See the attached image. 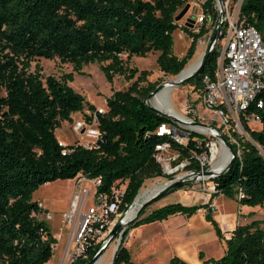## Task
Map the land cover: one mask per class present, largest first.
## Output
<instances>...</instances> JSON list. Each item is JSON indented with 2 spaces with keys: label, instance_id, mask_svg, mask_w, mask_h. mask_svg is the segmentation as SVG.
Wrapping results in <instances>:
<instances>
[{
  "label": "trees",
  "instance_id": "obj_1",
  "mask_svg": "<svg viewBox=\"0 0 264 264\" xmlns=\"http://www.w3.org/2000/svg\"><path fill=\"white\" fill-rule=\"evenodd\" d=\"M192 1H203L204 13L212 11L213 0H0V264H49L52 260L58 238L39 218L46 211L34 201V193L48 183L85 176L101 179L99 192L108 194L114 186L125 184L120 210L124 214L147 181L164 176L155 157L158 146H171L177 156L175 165L188 162L189 170L200 171L197 158L206 152L210 138L191 132L186 143H179L170 133L162 134L163 126L170 131L175 122L145 103L157 87L142 88L149 73L129 65L132 57L159 53L157 64L164 75L177 77L186 68L198 41L209 31L206 24L194 33L176 22ZM242 14L264 37V0H244ZM179 29L192 39L183 58L174 54V33ZM218 58L215 49L202 71L186 83L198 96L204 91V77L214 75ZM39 59H59L77 74L86 66L100 64L109 83L116 77L136 81L128 90L113 93L107 99V111L100 114L70 86L74 73L62 79L46 77L39 65L33 68ZM86 110L97 115L100 137L90 148L62 146L56 131ZM246 114L261 117V130H251L241 116L252 141L238 140L240 155L233 146L234 163L211 180L216 193L210 201L170 204L147 216V208L143 209L121 236L113 264H134L124 243L137 228L178 215L192 218L201 210L213 221L211 204L219 195L235 197L242 207H264V90ZM86 118L92 123V116ZM212 224L227 251L204 264H264V219L237 226L229 238L215 221ZM100 246L73 264H88ZM171 264L190 263L175 257Z\"/></svg>",
  "mask_w": 264,
  "mask_h": 264
},
{
  "label": "rangeland",
  "instance_id": "obj_2",
  "mask_svg": "<svg viewBox=\"0 0 264 264\" xmlns=\"http://www.w3.org/2000/svg\"><path fill=\"white\" fill-rule=\"evenodd\" d=\"M202 5L203 1L190 2V9L187 14L181 21L176 22L180 26H184L188 20H195L202 13ZM182 11L183 10H181L180 13ZM219 17L220 15L218 13H216L213 17L215 19L216 25L219 21ZM193 28L191 29L193 30ZM215 32V30H209L198 41L195 55L189 61L188 65L185 68L186 70L192 65H195V63H197L196 61L200 60V58L208 49ZM191 42L192 39L184 31H182L181 29L176 31L174 33V54L176 56H180L179 58H183L186 55ZM158 56L159 53H156L150 54L146 58L132 57L130 59L129 65L131 67L137 68L140 72L149 73L147 80L140 84L142 88H147L149 86H156L158 88L159 86H163L168 82L178 81V79L182 77L183 74L180 77L164 75V73L160 71L157 64ZM123 59L125 61L128 60L127 56H123ZM36 65H39L42 68V72L46 77L54 76L57 79H62L64 75L74 73V68L72 65L63 64L59 59H55L53 61L39 59L33 63V68H35ZM135 81L136 80L128 82L123 77H116L112 83H109L102 72V65L93 64L84 67L81 71V74L74 73V82L70 83V86L75 90V92L84 96L88 104L94 106L97 110H104L106 112L107 99H109L115 92L128 90ZM168 96L169 105L175 112L174 115L178 116L186 122L191 119H196L197 122L210 125L217 130L219 129V131L223 135H227L226 131L221 130L219 119L203 108L199 101L198 93L194 91L193 86L184 84L180 87H174L170 91ZM152 102L150 103V105L156 107L154 104H152ZM190 109L195 110L196 114L191 113ZM92 115V112L86 110L85 113L73 115L72 123L64 122L62 127L56 131V136L59 142L63 143L66 146L79 144L84 146L89 145L92 147L94 145L93 142L95 139L87 137L84 131L78 132L76 130V125L78 123L85 124L88 126V128L96 129V126L94 124L91 125L87 122L86 117ZM238 124V120H232L231 128L232 130L236 131L235 134H237V140L246 138L247 140L252 141L250 135L245 131L244 127H242V129H240V131L238 132V129H236V125ZM248 126L253 131L261 130V126L258 124L251 123ZM175 127L187 132L190 129L188 125L182 124L180 122H175ZM221 153L222 158L220 160L225 158V152L223 149L221 150ZM174 163L175 162H171L170 164L173 173H168L165 169H163L164 176L147 181L144 187L141 189L139 197L145 191L156 190L165 186L167 183L173 180L180 179L192 174V170H189L186 166H183L185 163H180L177 165H175ZM213 186L214 184L211 182V179L192 182L184 188L173 192L162 198L160 201H157L146 207V214L144 216H147L155 209H159L170 204L181 203L186 206L207 204L211 199V188ZM74 192L75 180H70L48 183L40 187L38 191L34 193V201L44 204L46 209L49 210V213L53 216L52 221L46 220V213L42 214L39 218L45 220L48 223L52 233L56 236V238H58V245L49 264H62L66 256L68 230L64 228L62 216L64 212L69 209V205L73 199ZM211 208L214 210L212 220L216 222L226 238L230 233L228 231L229 229H236L235 227L248 224L253 220L264 219V207H257L254 209L242 207L239 205L235 197H230L227 195L217 196L212 201ZM206 212V210L199 211L198 214L192 217V221L188 220V217L186 218V216L181 215L171 217H182L183 219L175 220L180 223L182 222V220L187 219L186 225H193V228H189L188 233L184 234V238L189 239L191 242H193L194 245H196L197 255H199L200 253L206 254V251L208 249L214 247L211 246V243L208 244L206 241H202L200 240V237H198V235H204L205 237L210 239V229L216 230L215 226L212 224L213 221L208 220ZM118 220L119 219H116V223L118 222ZM156 224L161 225L162 223L145 225L129 233V236L127 237L124 245L126 248H129L130 246L132 247L130 248V252L134 264H170V261L168 262V258L173 253L172 249L165 248V250L160 251V253L156 255L155 259H149L150 253L146 251L148 250L150 252H155L154 249L156 245H160L164 248L171 245V242L174 243V246H177V240L170 239L168 235L162 234L159 238L146 244V250L144 248H141L144 240L150 239L154 235H156V232L158 231L157 228L151 227L152 225ZM113 228L114 227H112L111 230ZM180 228L182 227H179V229ZM111 230L108 232L107 237H105L106 239L108 238ZM160 231L162 232V230ZM223 242L225 241L221 240L220 243H218L219 247L216 244L217 248L214 247L209 250L208 253L210 255L214 254L217 256L216 258L212 259H219L223 256V254L219 255V251L222 250ZM118 243L119 237H115L109 247L106 249L104 256L102 257V264H113V257ZM179 252L183 254L186 259L192 261H187L188 263L198 264L199 261L193 251H189L187 250V248H182L179 249ZM175 256L176 254H173V257ZM208 258L211 257H207V259L205 260H208Z\"/></svg>",
  "mask_w": 264,
  "mask_h": 264
},
{
  "label": "built area",
  "instance_id": "obj_3",
  "mask_svg": "<svg viewBox=\"0 0 264 264\" xmlns=\"http://www.w3.org/2000/svg\"><path fill=\"white\" fill-rule=\"evenodd\" d=\"M243 3L244 0H213L210 7L212 11L209 13L202 11L195 19L194 27H196L193 28L194 33H199L200 26L206 24L208 30L216 31L220 21L223 22L221 38L212 50L217 49L219 52L217 68L213 76L204 77V91L198 97L203 108L219 119L221 130L226 131L225 137L232 146H236L238 155L241 154L240 144L237 136L234 135L236 131L231 128L232 120L239 121L236 125L238 132L243 127L241 122L243 115L248 125L251 123L260 125L262 119L259 115H248L246 112L250 104L256 100L257 95L264 90V37L255 26L247 22L246 16L242 14ZM210 13L213 16L216 13L220 16L223 14L222 19L219 17L217 25ZM258 107L263 108V103L259 102ZM190 110L191 113L196 114L195 110ZM98 112L105 114L104 110H98ZM92 117V123L88 124H94L96 129L78 123L76 130L84 131L87 137L95 139L93 142L95 143L100 137V131L97 127V115L93 114ZM189 121L197 122L196 119ZM200 129L192 127L188 130V135L194 132L210 138L206 152L197 158L199 172L204 173L213 170L214 165L222 158L221 150L226 148L207 131ZM164 132L173 135L179 143L187 142L188 135L181 137L174 129L169 131L163 126L161 133ZM61 145L65 146L63 143ZM155 157L165 170L171 168V162L177 160V156L172 154L171 146L168 144L158 146ZM184 163L183 166L186 167L190 164ZM101 185V179L92 180L85 176L75 179L73 199L69 209L62 216L64 228L68 230L66 256L62 264H73L80 258L86 259L88 251L103 244L108 232L114 227L116 219L122 216L120 210L124 201L125 184L114 186L110 194L100 193ZM211 193V195L216 193L215 185L211 188ZM40 207L43 208L41 204ZM46 220L52 221L53 216L47 213Z\"/></svg>",
  "mask_w": 264,
  "mask_h": 264
},
{
  "label": "water",
  "instance_id": "obj_4",
  "mask_svg": "<svg viewBox=\"0 0 264 264\" xmlns=\"http://www.w3.org/2000/svg\"><path fill=\"white\" fill-rule=\"evenodd\" d=\"M190 9V4H188L184 10L177 16L176 21H181L184 16L187 14V12ZM221 19L223 17V14H221ZM187 27L189 28H193L195 25V21L194 20H188L186 23ZM223 28V22L220 21L218 28L212 38V41L208 47V49L206 50V52L203 54V56L200 58L199 60V64L197 69L190 74L187 77H184L183 79L179 80V81H174V82H168L166 84H164L163 86H159L158 88H156V90L150 94V96L147 98V100L145 101V103L147 105L150 106L151 109H153L154 111H156L158 114H161L163 116H166L168 118H170L171 120H173L174 122H180L182 124L188 125L190 127V129H192V127H197V128H201V129H205L207 130V132L215 139L217 140L223 147H225L231 154V160L229 162V165L227 166V168L222 171L219 174H215L213 170L210 171H206L204 173L202 172H194L189 176L186 177H182L180 179H176L173 180L171 182H169V186H167L164 190H162L158 195H156L155 197H153L150 200L145 201L140 210L138 211L137 215L130 221L125 222V218L128 215V212L130 210V208L135 204L137 198L139 197V194L137 195V197L135 198V201L133 202V204L131 205V207L127 210V212H125L124 214H122V216L120 217V219L118 220V222L115 224L114 228L111 230L108 238L103 242V244L101 245L100 249L98 250L97 254L95 255V257L88 263V264H96L98 261H100L102 259V257L105 254L106 249L109 247V245L111 244L112 240L115 237H119V243L115 249V253H114V257L113 260L116 256V253L121 245V236L124 234L125 230L127 229V227L134 222L140 215L141 211L150 206L151 204L160 201L162 198L166 197L167 195L176 192L182 188H184L185 186L189 185L192 182H196V181H202L201 177L205 176L208 177V179H215L217 177H219L220 175L226 173L230 167L232 166V164L234 163V160L236 158V153L234 151L233 146L228 142V140L226 139L225 135H223L219 130L215 129L214 127L204 124V123H200V122H190V121H182L174 116L168 115L166 113L161 112L160 110H158L157 108H155L154 106L150 105L151 99L158 93H160L167 85H171V86H176V87H180L184 84H186L187 82H189L190 80H192L194 77H196L201 71L202 69L205 67L210 54L212 52V50L214 49L216 42L221 38V31ZM186 71V69H184L177 77H180L184 72ZM174 131L176 132L177 135L181 136V137H185L186 135H188V132L185 130H181L178 129L176 127L173 128ZM189 129V130H190ZM211 132V133H210Z\"/></svg>",
  "mask_w": 264,
  "mask_h": 264
},
{
  "label": "crops",
  "instance_id": "obj_5",
  "mask_svg": "<svg viewBox=\"0 0 264 264\" xmlns=\"http://www.w3.org/2000/svg\"><path fill=\"white\" fill-rule=\"evenodd\" d=\"M178 57H180V56H178ZM197 63H195V64H198L199 63V60L198 61H196ZM42 206H43V208L45 209V211H46V214L47 213H49V210H47L46 209V207H45V205L44 204H42V203H40ZM70 206V205H69ZM248 208H250V207H248ZM251 209H254V208H251ZM68 210V209H67ZM65 213V212H64ZM182 216V215H181ZM174 217H176V216H174ZM187 218V217H186ZM175 219H183L182 217H180V218H170V219H168L167 221H164V222H157V223H162L161 225H159V224H156V225H152L151 227H156L157 228V232H156V235H154L152 238H150V239H147V240H144V242H143V244H142V246H141V248H144L145 249V245L146 244H148V243H150V242H152V241H154L155 239H157V238H159L162 234H166V235H168L169 237H170V239H172V240H177V243H178V245L177 246H174L173 244V242H171V245H169V246H167V247H161L160 245H156L155 246V249H154V251L155 252H150V251H148V250H146L147 252H149L150 254H149V259H155L156 258V255L158 254V253H160V251H162V250H165V248H169V249H172L173 250V253H172V255H170V257L168 258V262L170 261V264H171V261H172V259L173 258H175V257H177V258H180V259H182V260H184V261H189V262H192V261H190V260H188V259H186L184 256H183V254H181L180 252H179V249H182V248H187V250H189V251H193L195 254H196V256H197V259H198V264H204V261H205V259H207V257H211V258H208V259H212V258H216L217 256L216 255H214V254H209L208 252H209V250L210 249H212V248H214V247H216L217 245H218V243H220V241H221V239L219 238V236L217 235V232H216V230H211L210 229V239H208L207 237H205L204 235H198V237H200V240H202V241H206L208 244L209 243H211V246H214V247H212V248H210V249H208L207 251H206V254H203V253H200L199 255H197V253H196V245H194L193 244V242H191L189 239H185L184 238V234L185 233H188V231H189V228H193V225L191 226V224H187L186 225V220L188 219V220H191L192 221V218H187V219H185V220H182V222H180V223H178V221H176ZM154 224V223H153ZM151 225V224H150ZM236 226H237V223H236ZM179 227H182V228H180L179 229ZM207 228V227H206ZM236 228V227H235ZM138 229V228H137ZM160 230H162V232L160 231ZM233 230H235V229H229L228 231L229 232H232ZM214 231V232H213ZM230 237V234H228V236H227V238H229ZM217 244V245H216ZM223 246H222V250L221 251H219V255H221V254H225L226 253V251H227V248H226V243L225 242H223V244H222ZM218 247H219V245H218ZM130 248H132L131 246L128 248L129 249V251L131 250ZM217 248V247H216ZM181 251V250H180ZM182 252V251H181ZM131 253V252H130ZM173 254H176V256L175 257H173ZM202 256H203V259H202Z\"/></svg>",
  "mask_w": 264,
  "mask_h": 264
},
{
  "label": "bare ground",
  "instance_id": "obj_6",
  "mask_svg": "<svg viewBox=\"0 0 264 264\" xmlns=\"http://www.w3.org/2000/svg\"><path fill=\"white\" fill-rule=\"evenodd\" d=\"M199 64V63H198ZM198 64H195V65H192L190 68H188L182 75L181 78L178 79L181 80L183 79L184 77H187L189 76L190 74H192L198 67ZM176 86H171V85H167L160 93L156 94L152 99H151V102L152 104H154L158 110H160L161 112H166V114L168 115H171V116H174L180 120H182L181 118H179L178 116L174 115L175 112L172 110V108L170 107L169 105V93L170 91ZM160 94V95H159ZM150 102V103H151ZM155 107V108H156ZM184 121V120H182ZM186 122V121H185ZM200 130H203V131H207L205 129H200ZM211 133V132H210ZM224 152H225V158L222 159V160H218V162L214 165L213 167V171L215 174H219L221 173L222 171H224L227 166L229 165V162H230V159H231V155L230 153L224 149ZM171 168L169 169H166V172L168 173H171ZM202 180H208V177H205V176H202L201 177ZM170 183H167L165 186L161 187V188H158L156 190H152V191H145L143 192L140 197L137 198L135 204L130 208L129 212H128V215L126 216L125 218V222L127 221H130L132 220L138 213V211L140 210L142 204L147 201V200H150L152 199L153 197H155L156 195H158L162 190H164L167 186H169ZM102 260V259H101ZM98 261L96 264H102V261Z\"/></svg>",
  "mask_w": 264,
  "mask_h": 264
}]
</instances>
